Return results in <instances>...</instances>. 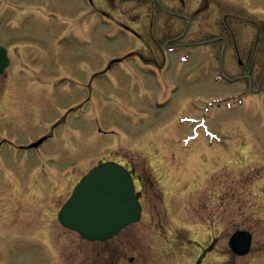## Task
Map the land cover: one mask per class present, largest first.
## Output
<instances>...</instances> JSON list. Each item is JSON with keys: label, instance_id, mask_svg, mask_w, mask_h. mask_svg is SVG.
I'll list each match as a JSON object with an SVG mask.
<instances>
[{"label": "rangeland", "instance_id": "374dc122", "mask_svg": "<svg viewBox=\"0 0 264 264\" xmlns=\"http://www.w3.org/2000/svg\"><path fill=\"white\" fill-rule=\"evenodd\" d=\"M32 2L38 8L22 17V10L0 12L11 58L0 75V231L43 215L48 227V203L62 202L87 164L118 158L147 179L138 186L143 218L122 237L151 244L162 232L147 217L167 227L170 245L158 264H264V151L243 154L264 150V0ZM18 5L28 6L11 0L5 7ZM97 71L105 73L93 79ZM236 92L243 99L229 106ZM195 117L223 143L200 136L183 147L181 136L199 126ZM52 131L54 138L28 148ZM55 172L43 199L26 197L31 182ZM238 228L253 233L244 256L228 245ZM79 241L63 240L71 251L65 264L90 263L88 244ZM41 243L40 233L9 235L0 264H48Z\"/></svg>", "mask_w": 264, "mask_h": 264}, {"label": "water", "instance_id": "95a60500", "mask_svg": "<svg viewBox=\"0 0 264 264\" xmlns=\"http://www.w3.org/2000/svg\"><path fill=\"white\" fill-rule=\"evenodd\" d=\"M6 49L0 47V72L8 64ZM130 172L121 164L105 162L92 168L76 185L61 209L63 224L88 239H106L140 215ZM230 243L239 253L249 250L250 235L235 233Z\"/></svg>", "mask_w": 264, "mask_h": 264}, {"label": "flooded vegetation", "instance_id": "af4514ba", "mask_svg": "<svg viewBox=\"0 0 264 264\" xmlns=\"http://www.w3.org/2000/svg\"><path fill=\"white\" fill-rule=\"evenodd\" d=\"M11 10H22L24 7L22 5H18L16 7L10 8ZM14 95V94H13ZM34 97H39V94H32ZM104 160V159H102ZM128 164V168L133 173L136 182H140L141 180H146L143 176H141L137 171L135 166H131L130 163ZM67 232H64L66 234ZM122 233V232H121ZM119 233L118 236H115L109 240L104 242H98L97 245L91 244L87 247V255H89L90 263L89 264H131L127 262L136 261V256L138 255L142 258V264H149V260L147 255H143L140 246V237L136 236V234L128 233L127 236L122 237L123 233ZM48 235H52V232H48ZM72 242V241H70ZM52 245H56V241H52ZM126 247H130L134 254L133 256H126L125 251L127 250ZM55 249V248H54ZM59 256V263L63 264L62 256L58 253Z\"/></svg>", "mask_w": 264, "mask_h": 264}]
</instances>
